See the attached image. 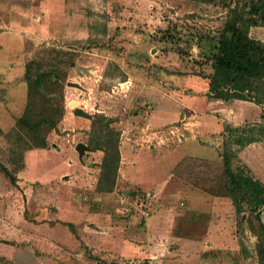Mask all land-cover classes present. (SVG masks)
<instances>
[{"label": "rangeland", "instance_id": "rangeland-1", "mask_svg": "<svg viewBox=\"0 0 264 264\" xmlns=\"http://www.w3.org/2000/svg\"><path fill=\"white\" fill-rule=\"evenodd\" d=\"M259 2L0 0V164L13 178L0 171V264H264V206L256 214L245 207L236 218L228 198L202 192L208 206L195 201L191 209L186 194H150L166 175L168 191L179 184L200 191L191 184L220 179L222 161L183 158L166 137L169 129L147 128L153 101L139 93L165 77L209 84L231 11L248 18ZM247 33L264 45V26ZM26 69L61 82L42 88L35 101L42 115L64 111L44 149L28 150L26 132L16 129L26 105ZM75 109L91 118L76 116ZM138 112L141 117L127 121ZM159 135L163 140L152 139ZM237 158L234 166L250 168ZM248 159L264 175L261 159ZM158 213L154 226L161 235L155 239L146 224ZM164 222L171 227H160ZM177 231L188 241L169 236Z\"/></svg>", "mask_w": 264, "mask_h": 264}, {"label": "trees", "instance_id": "trees-1", "mask_svg": "<svg viewBox=\"0 0 264 264\" xmlns=\"http://www.w3.org/2000/svg\"><path fill=\"white\" fill-rule=\"evenodd\" d=\"M232 18L225 23L218 40V53L212 64L213 73L209 77L208 91L213 99L225 102L240 100L252 101L257 105L264 103V45L248 36V28L264 26V2L249 9L248 18L238 8L232 11ZM27 83L26 105L22 116L16 122L18 131L26 132L27 149H44L47 145V135L55 130L61 121L64 111L62 108L54 113L42 115L36 108L35 101L40 96L42 88L55 86L61 83L58 77L51 79L49 73L37 72L32 74L26 69L24 74ZM227 131V130H226ZM234 135H228L224 143L222 154V174L220 179L200 180L191 184L201 192L213 196L230 199L236 218H241L245 207L249 212L256 214L264 206V186L251 174L246 166H234L238 161L237 153L245 146L257 142L244 130H233ZM232 132V133H233ZM233 147L235 148L233 150ZM115 154L118 150L115 149ZM101 164L102 170H108L107 158ZM117 164L114 166L116 174L119 157L116 155ZM0 171L10 177L9 171L0 164ZM213 183L214 187L209 188ZM144 219V218H143ZM146 219V218H145Z\"/></svg>", "mask_w": 264, "mask_h": 264}, {"label": "crops", "instance_id": "crops-1", "mask_svg": "<svg viewBox=\"0 0 264 264\" xmlns=\"http://www.w3.org/2000/svg\"><path fill=\"white\" fill-rule=\"evenodd\" d=\"M164 81L165 82H157L153 86L141 87L140 89L139 93L143 94L147 100L151 101V103L153 101L152 112L145 118L148 126L147 128H157L161 129L163 132L165 129H169L166 137L169 142L172 141L173 144H178V149L181 150L183 158L190 157L216 163L222 161L219 146L223 145L222 139L224 141V135L226 137H228V135H234L235 132H233V130L236 129L244 130V133H255L259 131L260 136H258V141L243 147L237 153V156L250 162L248 165L250 167L249 170L251 169L252 176L264 186V175L256 172L254 169L255 166L251 165V159H248L249 156H251L252 159L259 157L264 166V147L262 146L264 144H261L262 141H259V137L264 138V124L260 121L262 120L264 112V103L257 105L252 103V101L233 100L225 102L223 100L213 99L209 95L208 84L204 83L203 86L200 82H196L190 77L182 78L179 81L168 80V78L165 77ZM177 85L182 86L184 88L183 91H185L186 94L178 93L180 91H178ZM203 87H205V90H203ZM21 90L23 93L22 88ZM164 105L179 108H176L177 111H171L165 109ZM137 117H141V113L138 112L136 115L129 116L127 121L131 123L133 119H136ZM175 123H179V125L172 126ZM168 126L170 128H168ZM249 135L251 136V134ZM130 136L128 134L126 137L131 139ZM152 139L154 141H156V139L158 141L163 140V136L152 137ZM256 149L259 152H257ZM204 150H208L211 153L208 154L207 157L197 154L198 151ZM170 155H173V153L169 154L168 157H170ZM172 160L174 162L178 161L176 158H172ZM142 178L143 177H140V179H138L137 176V181H141ZM170 179L171 176L169 177V175H166L164 179H162L163 181H156V187L152 190L150 189V194H154L155 197H163V195L169 196L173 199L182 197V195L186 194V196L193 201L192 205L190 204L191 209L197 206L195 205V201H198L199 204L205 203L204 205L208 206L206 203L208 202L206 195L200 191L192 190L191 187L179 184L178 186H174L172 191H168V187L171 183ZM155 180L158 179H154V181ZM185 189L187 190L184 191ZM186 211L185 208L183 211H180L181 215H186ZM160 213L152 215L146 224L149 230L148 234H151L155 239L159 238L157 235H161V233L157 231L159 227L154 226V224L158 223L161 217L159 216ZM217 213H219L218 210ZM159 226L171 227V224L168 225L164 222L163 225ZM223 234L228 235L229 230H226L225 232L223 231L218 237L222 238ZM169 236L177 241H188L183 231H177L176 236L172 234H169ZM204 237L209 239L210 236L206 235Z\"/></svg>", "mask_w": 264, "mask_h": 264}, {"label": "water", "instance_id": "water-1", "mask_svg": "<svg viewBox=\"0 0 264 264\" xmlns=\"http://www.w3.org/2000/svg\"><path fill=\"white\" fill-rule=\"evenodd\" d=\"M67 85H68V86H73V87H78V85L73 84V83H67ZM73 112H74V114H75L76 116L84 117V118H87V119H90V118H91V116L88 115V114H86L84 111H82V109H75ZM80 148H84V146H83L82 144H78V146L76 147V149H77L79 152H81V151H80Z\"/></svg>", "mask_w": 264, "mask_h": 264}, {"label": "built area", "instance_id": "built-area-1", "mask_svg": "<svg viewBox=\"0 0 264 264\" xmlns=\"http://www.w3.org/2000/svg\"><path fill=\"white\" fill-rule=\"evenodd\" d=\"M146 216H148V214Z\"/></svg>", "mask_w": 264, "mask_h": 264}]
</instances>
